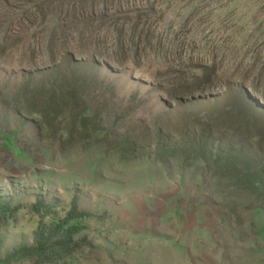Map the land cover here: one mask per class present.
I'll return each instance as SVG.
<instances>
[{
  "label": "rangeland",
  "instance_id": "1",
  "mask_svg": "<svg viewBox=\"0 0 264 264\" xmlns=\"http://www.w3.org/2000/svg\"><path fill=\"white\" fill-rule=\"evenodd\" d=\"M216 149L264 163V0H0V258L76 194V264H264Z\"/></svg>",
  "mask_w": 264,
  "mask_h": 264
},
{
  "label": "trees",
  "instance_id": "2",
  "mask_svg": "<svg viewBox=\"0 0 264 264\" xmlns=\"http://www.w3.org/2000/svg\"><path fill=\"white\" fill-rule=\"evenodd\" d=\"M248 98L259 107V103L254 101L250 94H247ZM46 113L53 121H60L63 116V112L58 111L57 107L50 108ZM86 118L87 116L83 115L82 118L74 119L72 128L82 130ZM43 130L41 124L36 125L40 138H44ZM60 132L67 133L68 128L60 129ZM185 156L189 154L186 153ZM211 157L214 164H218L222 169L220 177L226 178L231 186L248 191L264 209V163H253L248 157H242L240 152L238 154L232 149H216L215 153H211ZM78 201L77 195L74 194L67 211L59 215L56 210L57 202H47L42 197H37L30 207L32 214L37 217L31 243L21 242L0 258V264H76L75 255L87 245L86 237L78 236L88 230L85 220L93 216L92 213L80 209ZM17 210V206L12 207L0 201V227L10 220Z\"/></svg>",
  "mask_w": 264,
  "mask_h": 264
}]
</instances>
